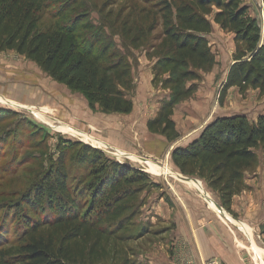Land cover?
<instances>
[{
	"label": "trees",
	"instance_id": "16d2710c",
	"mask_svg": "<svg viewBox=\"0 0 264 264\" xmlns=\"http://www.w3.org/2000/svg\"><path fill=\"white\" fill-rule=\"evenodd\" d=\"M148 5L147 30L145 19L136 18L122 22L120 29L123 47L138 50L158 19L161 23V38L149 47L148 58H155L151 83L167 96L146 122L148 133L168 143L177 139L174 107L195 93V86L186 84L215 65L207 40L213 25L232 33L235 44L220 104L232 88L242 95L248 89L264 94V28L262 33L247 18L244 0H148ZM83 6L79 0H0V53L14 52L34 63L58 85L81 94L91 111L130 115L128 55L113 47L112 33L94 30ZM258 149L264 154V110L255 121L244 115L215 118L187 146L175 147L170 160L182 176L201 181L234 216L232 200L244 190V172L255 164ZM65 150L50 160L33 193L14 208L15 238L3 241L0 229V245L10 246L0 264L105 262V243L125 232L134 218L135 203L150 184L146 173L80 142ZM261 235L264 243V230Z\"/></svg>",
	"mask_w": 264,
	"mask_h": 264
},
{
	"label": "rangeland",
	"instance_id": "374dc122",
	"mask_svg": "<svg viewBox=\"0 0 264 264\" xmlns=\"http://www.w3.org/2000/svg\"><path fill=\"white\" fill-rule=\"evenodd\" d=\"M79 1L84 4L90 24L96 28L94 30L105 36L112 33L113 47L121 54L128 55L133 80L128 96L133 102V111L127 116L91 111L81 94L70 92L58 85L34 63L14 52L0 53V229L5 232H2L3 241L15 238L16 234L12 231L15 224L12 212L15 207L19 208L22 197L33 193L34 184L49 168L50 160L56 161L60 152L66 151L67 145L75 142L97 148L77 135L62 133V129L66 128L71 132L93 137L103 143V146L97 149L108 158L118 164L138 169L150 178L148 188L135 203L134 218L126 226L125 232L113 236L105 243L108 250L107 259L99 264H168L174 251H178L177 256L179 251L183 253L182 248H186V244L182 245L183 241L178 242L179 239L175 236L167 237L175 231L171 225L167 227L166 237H162L163 230L167 228L152 215L150 209V204L157 197L165 195L166 187L172 184L189 186L188 189L197 196H201L198 188L201 187L207 194L206 201L210 207L205 205L209 213L221 220L217 212L212 211L219 209V212L226 213V217L240 220L236 222L231 218L234 221L232 224L239 226L241 230L242 225L246 228V232H243L248 236L250 244L245 241L237 227L229 226L240 236L246 249L249 248L253 253L256 263L264 264V243L261 235L264 230V154L260 149L256 151L255 164L244 172L242 192L250 194L252 206L246 211V216L242 211L235 213L236 215L232 213L235 217L219 206L216 196L208 191L201 181L191 178L197 184L194 182L190 186L166 175L164 171L151 172L148 166L136 160L150 162L159 168H167L180 174L171 163L170 153L175 147H185L196 139L205 124L220 116L241 114L248 119H255L263 113L264 94L261 95L258 91L248 89L242 95L232 88L226 92L222 103L219 102L223 82L233 62L234 35L213 25L207 40L215 58V65L209 72H200L198 80L186 84L195 86V93L174 107L172 120L175 123L177 139L168 143L163 137L148 133L145 123L147 118L150 120L156 116L162 100L167 96L166 91L152 85V66L155 58H148V52L151 50L149 47L156 46L161 38L160 20L158 19L150 38L148 39L147 35L144 46L138 50H126L123 46L127 44L120 37L121 23L125 20L132 22L136 18V22H143L145 19L146 30L148 29V0ZM244 5L248 8L247 18L255 21L263 33L262 1L244 0ZM29 91L32 94L28 97ZM64 92L66 97L63 96ZM70 99L79 108L78 112L68 108L67 102ZM51 100H58L61 105L67 106V112L73 111V119L69 120L64 116L62 119L61 116L53 114L55 104H51ZM36 114L52 119L53 127L35 117ZM203 199L205 201V196ZM213 201L216 204L213 205ZM253 208H256L258 213L253 212ZM9 247L0 245V259L2 252H6ZM185 260L176 257L174 264Z\"/></svg>",
	"mask_w": 264,
	"mask_h": 264
},
{
	"label": "crops",
	"instance_id": "0c3cea01",
	"mask_svg": "<svg viewBox=\"0 0 264 264\" xmlns=\"http://www.w3.org/2000/svg\"><path fill=\"white\" fill-rule=\"evenodd\" d=\"M259 115H257V117ZM256 118L249 120L255 121ZM147 121L148 118L145 120V123ZM207 124H205L204 127ZM188 185L192 186L193 184L190 182ZM188 188L190 187L186 185H168L165 195L157 197V199L150 204L152 215L158 218L161 225L166 228L171 225L173 230H175L174 233L169 234L167 237L175 236L176 239H179L178 242L183 241L182 245L186 244V248H182L183 253L179 251V256H177L178 251H174L173 258L168 264H174L176 257L186 259L184 262L178 261L179 264H259L256 263L257 261L254 259L253 253L248 250L249 248L246 249L240 236L230 227H237L243 234L245 241L250 244L248 236L239 226L232 224V220H229L226 216L225 218L219 216L221 220L215 218V216L207 211L206 205L209 206V204L206 201V196L204 201L203 196L201 197L193 194ZM159 191L163 193V190L160 189ZM251 200L250 194L247 195L246 192H242L235 196L232 200V213L235 214L243 211L246 216V211L252 206ZM218 210L219 209H215L214 211L212 209L214 213L217 212L216 214L219 215ZM253 212L258 213L256 208ZM167 230L168 228L163 230L162 237H166ZM172 247H174L173 244ZM187 258L189 260H187Z\"/></svg>",
	"mask_w": 264,
	"mask_h": 264
},
{
	"label": "bare ground",
	"instance_id": "6f19581e",
	"mask_svg": "<svg viewBox=\"0 0 264 264\" xmlns=\"http://www.w3.org/2000/svg\"><path fill=\"white\" fill-rule=\"evenodd\" d=\"M53 88H55L56 90L58 89V88H56V87H53ZM55 89H53V91H55L56 92V90ZM58 90H60V89H58ZM30 94H32V92H30L29 91V95H28V97L30 96ZM63 96L64 97H66V94H65V92H64V94H63ZM59 101H63V100H61V99H58ZM56 101V100H51L52 102H51V104H55V107H54V112H52L53 114H55V115H58V116H64V117H67V119H73L72 117V113H73V111H71V110H69V112H67L68 110V108H70V109H72V110H74V111H76V112H78V110H79V108L78 107H76L75 105H74V103L71 101V99L70 100H68V102H67V105H68V108H67V106H65V105H61V102H59V101ZM48 104H49V102H47ZM64 103V102H63ZM47 106V105H46ZM49 106V105H48ZM67 108V109H66ZM68 114H70V115H68ZM68 115V116H67ZM79 115V114H78ZM35 117H37L39 120H41V121H43L44 123H46V125H49V126H51V127H53V121H52V119H49V118H46V117H44V116H42V115H39V114H36L35 115ZM62 119H63V117H62ZM71 123V122H70ZM66 127V126H65ZM62 133H64V134H74V135H77L78 137H80V138H82V139H84L85 141H87V142H90L94 147H97V148H99V147H102L103 146V143H101V142H99V141H97V140H95L93 137H91V136H89V135H87V134H83V133H78V132H71V130H69V129H66V128H64V129H62ZM137 161H139V162H141V163H143V164H145L146 166H148V168H149V171H151V172H162V171H164L166 174H168V175H171V176H173L174 178H176L177 180H180V181H182V182H186V183H188V184H190V181L188 180V179H183V178H181V177H177V174L176 173H173V172H171L169 169H167V168H159L158 166H156V165H154V164H151L150 162L148 163V162H145V161H142V160H140V159H136ZM191 180V179H190ZM192 182V181H191ZM193 184H194V182H192ZM197 186V185H196ZM198 187V186H197ZM199 188V187H198ZM229 220H232L231 218H229ZM232 222H234L233 220H232ZM242 231H244V232H246V228L242 225ZM263 264V263H262Z\"/></svg>",
	"mask_w": 264,
	"mask_h": 264
},
{
	"label": "water",
	"instance_id": "95a60500",
	"mask_svg": "<svg viewBox=\"0 0 264 264\" xmlns=\"http://www.w3.org/2000/svg\"><path fill=\"white\" fill-rule=\"evenodd\" d=\"M97 149V148H96ZM177 177H181V178H183V179H191V178H189V177H185V176H182L181 174H177ZM191 180H193V182H195L196 184H197V182L194 180V179H191ZM199 192H200V194H201V196H206L207 194L202 190V188L201 187H199ZM213 203V205L215 204L214 202H212ZM220 208V207H219ZM221 209V208H220ZM218 216H220L221 218H225V214L224 213H221V212H218ZM228 215V214H227ZM233 220H235L236 222H239V220H237V219H235V218H233V217H231Z\"/></svg>",
	"mask_w": 264,
	"mask_h": 264
},
{
	"label": "built area",
	"instance_id": "2783aa9c",
	"mask_svg": "<svg viewBox=\"0 0 264 264\" xmlns=\"http://www.w3.org/2000/svg\"><path fill=\"white\" fill-rule=\"evenodd\" d=\"M263 205H264V202H263Z\"/></svg>",
	"mask_w": 264,
	"mask_h": 264
}]
</instances>
